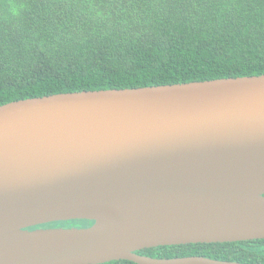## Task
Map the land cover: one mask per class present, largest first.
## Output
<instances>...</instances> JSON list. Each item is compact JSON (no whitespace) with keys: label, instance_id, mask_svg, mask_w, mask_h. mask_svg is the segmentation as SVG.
Segmentation results:
<instances>
[{"label":"water","instance_id":"95a60500","mask_svg":"<svg viewBox=\"0 0 264 264\" xmlns=\"http://www.w3.org/2000/svg\"><path fill=\"white\" fill-rule=\"evenodd\" d=\"M255 239L264 75L0 105V264H246L137 252Z\"/></svg>","mask_w":264,"mask_h":264},{"label":"trees","instance_id":"16d2710c","mask_svg":"<svg viewBox=\"0 0 264 264\" xmlns=\"http://www.w3.org/2000/svg\"><path fill=\"white\" fill-rule=\"evenodd\" d=\"M259 75L264 0H0V105ZM137 254L264 264V239Z\"/></svg>","mask_w":264,"mask_h":264},{"label":"rangeland","instance_id":"374dc122","mask_svg":"<svg viewBox=\"0 0 264 264\" xmlns=\"http://www.w3.org/2000/svg\"><path fill=\"white\" fill-rule=\"evenodd\" d=\"M87 227V223L86 221H65V222H57V223H51L47 225V228H51V229H60V228H64V229H78V228H85Z\"/></svg>","mask_w":264,"mask_h":264},{"label":"flooded vegetation","instance_id":"af4514ba","mask_svg":"<svg viewBox=\"0 0 264 264\" xmlns=\"http://www.w3.org/2000/svg\"><path fill=\"white\" fill-rule=\"evenodd\" d=\"M90 222V221H89ZM88 226H91L90 224ZM47 228V225H44V226H40V227H37V228ZM34 229V228H33Z\"/></svg>","mask_w":264,"mask_h":264}]
</instances>
